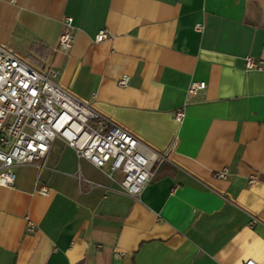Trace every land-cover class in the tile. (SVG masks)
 I'll return each mask as SVG.
<instances>
[{
  "label": "crops",
  "instance_id": "0c3cea01",
  "mask_svg": "<svg viewBox=\"0 0 264 264\" xmlns=\"http://www.w3.org/2000/svg\"><path fill=\"white\" fill-rule=\"evenodd\" d=\"M0 42L168 149L136 198L54 138L0 184V264H264V70L245 66L264 58V0H0Z\"/></svg>",
  "mask_w": 264,
  "mask_h": 264
},
{
  "label": "built area",
  "instance_id": "2783aa9c",
  "mask_svg": "<svg viewBox=\"0 0 264 264\" xmlns=\"http://www.w3.org/2000/svg\"><path fill=\"white\" fill-rule=\"evenodd\" d=\"M197 28H203L202 23ZM107 31L100 30L96 40H103ZM74 41L72 16L63 20L58 49L68 52ZM247 69L264 70V58L253 54L245 57ZM56 70H42L0 42V184H14L15 167L35 163L45 158L54 138L60 137L74 147L78 156L91 160L109 176L122 173L121 190L138 198L152 176L156 160L165 157L168 149H157L144 142L132 130L100 112L90 101L84 100L55 80ZM129 75L119 78L126 84ZM205 80H192L189 94L205 88ZM184 107L174 111L181 121ZM43 164H40L42 168ZM215 175L228 177V168L216 170ZM79 179H86L79 175ZM256 176L252 175L251 181ZM40 192L47 194L45 182ZM257 219L254 218L253 222ZM28 231H35L29 219ZM241 264H260L248 258Z\"/></svg>",
  "mask_w": 264,
  "mask_h": 264
}]
</instances>
